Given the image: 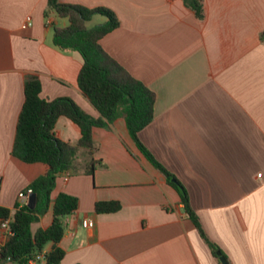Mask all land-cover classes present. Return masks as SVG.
<instances>
[{"label":"crops","instance_id":"0c3cea01","mask_svg":"<svg viewBox=\"0 0 264 264\" xmlns=\"http://www.w3.org/2000/svg\"><path fill=\"white\" fill-rule=\"evenodd\" d=\"M47 1L0 0V206L11 213L20 193L48 170L13 154L26 80L40 81L42 98L69 97L98 115L77 84L82 56L52 44L54 27L68 20ZM60 1L114 11L119 25L100 44L155 93L154 117L140 141L186 188L229 264H264V0H202L201 19L183 0ZM26 16L31 25L24 28ZM94 16L93 25L107 21ZM54 133L69 144L81 135L66 116ZM92 137L93 153L80 147L74 173L59 175L51 193L52 200L60 192L78 199L63 219L59 264H222L123 117L94 127ZM91 158L101 162L88 174ZM105 200L120 209L97 213L95 203ZM52 218L50 205L35 230ZM83 218L94 226L83 227Z\"/></svg>","mask_w":264,"mask_h":264},{"label":"trees","instance_id":"16d2710c","mask_svg":"<svg viewBox=\"0 0 264 264\" xmlns=\"http://www.w3.org/2000/svg\"><path fill=\"white\" fill-rule=\"evenodd\" d=\"M196 17L203 18L202 0H183ZM48 8L60 17L67 18L68 24L54 27L52 44L58 49L74 50L83 59L77 75L80 91L98 111L94 116L83 110L69 97L46 99L40 96L41 85L36 77L25 82L24 102L18 117L13 154L26 163L41 162L48 165L45 174L35 178L28 186L35 194V205L27 204L10 209L0 206V217L11 215L12 234L0 245V264H28L29 259L45 250V264H59L65 251L59 242L64 234L63 219L77 209L78 199L66 192H60L52 200L51 193L56 178L64 172L74 173V161L78 150L84 147L91 155L95 149L92 130L94 127H109L118 117H123L128 132L144 156L166 177L167 182L180 195L183 210L209 245L212 254L219 258L220 248L206 235L202 224L190 204L186 188L178 178L166 169L139 139V132L154 117L155 93L142 81L133 77L114 60L101 46L100 40L118 27L119 20L113 10L106 7L89 8L80 4L48 0ZM107 17L104 23L88 27L86 23L95 15ZM264 41V29L260 33ZM59 116H66L80 128L76 144H69L56 137L54 126ZM100 160L91 158L86 173L93 174ZM52 205V222L46 228L31 229ZM115 200L97 201V213L115 212L120 209Z\"/></svg>","mask_w":264,"mask_h":264},{"label":"built area","instance_id":"2783aa9c","mask_svg":"<svg viewBox=\"0 0 264 264\" xmlns=\"http://www.w3.org/2000/svg\"><path fill=\"white\" fill-rule=\"evenodd\" d=\"M31 25V17L26 16L25 21L22 27L26 28ZM66 176L69 175L68 172H65ZM2 182V176L0 175V185ZM32 193L31 188H28L25 192L20 193L19 195V206L27 204L30 194ZM12 218L11 215L6 218L0 217V245L4 244L5 241L9 238L12 234L10 228V222ZM82 226L85 228H90L94 226V221L90 218H83L81 222ZM45 250L38 253L35 257L29 259L28 264H45Z\"/></svg>","mask_w":264,"mask_h":264},{"label":"water","instance_id":"95a60500","mask_svg":"<svg viewBox=\"0 0 264 264\" xmlns=\"http://www.w3.org/2000/svg\"><path fill=\"white\" fill-rule=\"evenodd\" d=\"M35 194H31L29 196V199H28V202H27V205L30 207V208H33L34 205H35ZM217 254L219 255V260L222 264H229L226 257L221 255L219 251H217Z\"/></svg>","mask_w":264,"mask_h":264},{"label":"rangeland","instance_id":"374dc122","mask_svg":"<svg viewBox=\"0 0 264 264\" xmlns=\"http://www.w3.org/2000/svg\"><path fill=\"white\" fill-rule=\"evenodd\" d=\"M94 18H96V19L101 18V15H95ZM92 25H93L92 22H88L87 23V26L91 27ZM37 227H38V224L37 223H33L31 228H32V230H35Z\"/></svg>","mask_w":264,"mask_h":264}]
</instances>
